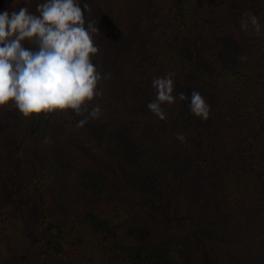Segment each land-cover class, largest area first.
<instances>
[{"label": "trees", "instance_id": "obj_1", "mask_svg": "<svg viewBox=\"0 0 264 264\" xmlns=\"http://www.w3.org/2000/svg\"><path fill=\"white\" fill-rule=\"evenodd\" d=\"M23 3L0 0V11ZM88 3L99 28L94 63L111 74L94 101L102 117L78 127L70 109L25 118L0 107V225L14 223V239L31 248L12 259L1 255L0 264H31L34 245L48 264H188V256L203 264L202 247L152 214L154 205L166 204L179 207L213 257L236 250L243 261L264 264V36L240 27L247 13L264 23V0ZM36 4L28 1L31 11ZM221 17L230 20L236 52L215 26ZM169 72L176 93L206 97V121L190 114L186 101L165 105L164 121L148 110L151 80ZM93 160L117 180L137 183L139 202L150 210L112 209L103 197L93 206L86 194L51 197L43 166H65L87 181Z\"/></svg>", "mask_w": 264, "mask_h": 264}, {"label": "clouds", "instance_id": "obj_2", "mask_svg": "<svg viewBox=\"0 0 264 264\" xmlns=\"http://www.w3.org/2000/svg\"><path fill=\"white\" fill-rule=\"evenodd\" d=\"M88 0H38L35 11L24 0L18 9L0 11V107H14L25 118L34 114L72 110L78 127L103 115V81L110 73L94 63L100 52L99 28L89 18ZM240 27L264 36V23L247 13ZM243 59V57H241ZM155 98L147 108L159 120L168 118L165 105L186 101L190 114L201 120L210 115L205 96L193 90L176 93L175 74L151 80ZM177 139L185 140L182 133Z\"/></svg>", "mask_w": 264, "mask_h": 264}, {"label": "rangeland", "instance_id": "obj_3", "mask_svg": "<svg viewBox=\"0 0 264 264\" xmlns=\"http://www.w3.org/2000/svg\"><path fill=\"white\" fill-rule=\"evenodd\" d=\"M30 1V0H28ZM35 2L38 3V0H35ZM215 26L217 27V30L220 31L223 35L227 36V41L229 47L231 50H235L236 52V44L235 39L233 35V31L229 30L230 28V20L225 19L223 17L214 19ZM219 32V33H220ZM11 128L16 130L15 124H11ZM91 169L86 170V174L88 177L87 181L79 180L77 177L73 178L75 175V171H70L66 173L65 166L57 170L55 168V165H53L51 168L48 166H43L42 170V176L45 180V184H47L49 193L51 197H57L59 200H69L70 198H81L82 195L86 194L90 196L93 199V202L91 204L93 206H101L102 204V197L110 200L109 204L111 205V208L114 209L116 206L119 207L120 210L123 212H127V206H130V209L137 208L141 211L148 212L150 208H148V204H143L139 202L138 194L140 190L138 189V186L136 185L132 179L131 180H125L126 183H123V181H119L116 179L113 172H111L109 169H96L95 167V161H91L90 163ZM6 166V164H5ZM11 168V167H10ZM133 187L130 188L129 187ZM149 189V188H148ZM126 192L133 193L134 195H124ZM54 199V198H53ZM111 201H117L119 203H122L124 205H118L116 202H113L111 204ZM108 202L104 200V204ZM110 208V209H111ZM129 209V210H130ZM179 207L176 205H154L152 210V214L156 216L159 219V215L164 217L163 220L165 223L170 224L171 228H175L180 237L184 238L187 237L189 239H185L187 241L196 243L194 245H199L198 247H202L201 253H203V264H254L255 262L251 260L248 256L244 259L240 256L241 253L239 251H234V253H229L227 255V258L224 259L223 257H213V253L207 249L204 246V242L199 240L195 235H193V230H190L186 227V225L183 222V218L181 217L182 214L178 213ZM9 217V220H14V216H6V218ZM14 223H10V221H7L6 223H2L0 225V258L1 255L5 256V254L9 253L11 256V259L14 257V255L19 254L20 251H25L30 248V243L25 244L23 242H18L16 239H14V231L10 227H14ZM145 237V236H144ZM71 242H75V238L71 240ZM34 244L33 242H31ZM41 245H34L35 251H34V260H32L31 264H48L46 262H42L38 260L39 257V248ZM75 246H72L69 244L68 246V252L70 254H75V250H73ZM225 249V247H224ZM221 250L222 251L224 250ZM227 251L224 252V255ZM195 261L192 260L188 256V264H193Z\"/></svg>", "mask_w": 264, "mask_h": 264}]
</instances>
